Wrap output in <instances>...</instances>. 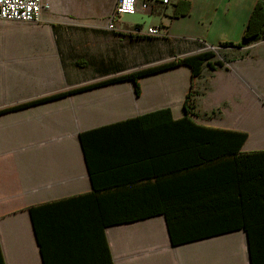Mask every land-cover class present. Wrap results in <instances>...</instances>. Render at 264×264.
<instances>
[{
  "label": "crops",
  "instance_id": "obj_1",
  "mask_svg": "<svg viewBox=\"0 0 264 264\" xmlns=\"http://www.w3.org/2000/svg\"><path fill=\"white\" fill-rule=\"evenodd\" d=\"M139 1L151 12L114 32L116 0H43L37 23L0 20L4 264H264V39L223 48L239 55L194 80L178 66L140 78L139 94L120 81L35 103L240 44L258 0ZM178 2L189 11L174 17ZM191 84L189 117L210 130L164 127L186 116ZM223 132L247 135L239 154Z\"/></svg>",
  "mask_w": 264,
  "mask_h": 264
},
{
  "label": "trees",
  "instance_id": "obj_2",
  "mask_svg": "<svg viewBox=\"0 0 264 264\" xmlns=\"http://www.w3.org/2000/svg\"><path fill=\"white\" fill-rule=\"evenodd\" d=\"M189 11V4L187 3H181L178 2L176 5L175 11H174V17H178L181 15L187 14ZM264 39V0H258L257 4L253 10V13L249 19V22L246 25L244 34H243V40L240 44L234 45V44H221V48H227V47H234V48H240L244 45H249L253 42H257L259 40ZM215 52L214 51H206V52H201L197 54H193L184 58H179L174 61H170L167 63H163L160 65H156L153 67H148L145 69H141L135 72H132L127 75L120 76L116 79L109 80L103 83H99L93 86H87L84 88H80L77 90H73L69 93L66 94H61L57 96H53L51 98H47L35 103H41L43 101H48L52 99H57L60 97H64L73 93H76L78 91H84L87 89H91L93 87H98L101 85L109 84V83H115V82H120V81H132L135 84V90L136 94H139L140 88L138 81L140 78L149 76L152 74L160 73L178 66H188L191 69V77L192 80L198 78L201 76L202 71L205 67L209 69H214L215 66H223L222 62L219 61H214L215 58ZM195 96V93L193 92V84H191L190 91L187 93L185 96V100L183 103V108L185 111L186 116L178 121H172L171 123H168V125H164V127H169V126H176L177 128H185V129H200V130H210V128L203 127L200 125H197L195 122L191 120L189 117L191 113L193 112L194 109V101L193 98ZM26 107V106H25ZM232 138V142L230 143V146L232 147V151H228L227 155H237L240 153V148L241 145L245 142L247 135L244 133H237V132H223ZM148 216H118V217H113L112 223L113 224H120V223H129L141 219H145ZM110 222V221H106ZM167 222L169 226V231L171 235V239L173 242V245H176L177 243H181V240H176V237L174 235V232L172 230V224L170 222V217L167 216ZM183 241V240H182ZM105 261L110 262L111 261V256L109 252V248L107 244H105ZM0 264H4L1 250H0Z\"/></svg>",
  "mask_w": 264,
  "mask_h": 264
},
{
  "label": "built area",
  "instance_id": "obj_3",
  "mask_svg": "<svg viewBox=\"0 0 264 264\" xmlns=\"http://www.w3.org/2000/svg\"><path fill=\"white\" fill-rule=\"evenodd\" d=\"M164 6L170 5L171 0H162ZM47 6L43 0H0V20L6 22L37 23ZM151 7L148 2L139 0H116L113 12L110 15L107 29L118 31L116 21L124 16H134L138 13L149 14ZM135 37L164 38L165 31L162 26L141 27L136 26L129 33Z\"/></svg>",
  "mask_w": 264,
  "mask_h": 264
},
{
  "label": "rangeland",
  "instance_id": "obj_4",
  "mask_svg": "<svg viewBox=\"0 0 264 264\" xmlns=\"http://www.w3.org/2000/svg\"><path fill=\"white\" fill-rule=\"evenodd\" d=\"M137 15H135V16H137ZM124 19L127 21H129V20L133 21L135 18L133 16H124ZM197 48L199 50H201V52L214 51L216 54L214 61L222 62V64H223V62H227V60H229L231 56H234V55L238 56L239 55V52H231V51H227L223 48L208 49V48L204 47V45L197 46Z\"/></svg>",
  "mask_w": 264,
  "mask_h": 264
}]
</instances>
